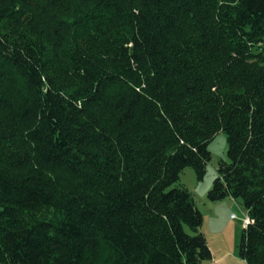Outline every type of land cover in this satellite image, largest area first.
<instances>
[{
  "label": "trees",
  "instance_id": "trees-1",
  "mask_svg": "<svg viewBox=\"0 0 264 264\" xmlns=\"http://www.w3.org/2000/svg\"><path fill=\"white\" fill-rule=\"evenodd\" d=\"M239 200L264 264V0H0V264H201L193 194Z\"/></svg>",
  "mask_w": 264,
  "mask_h": 264
},
{
  "label": "rangeland",
  "instance_id": "rangeland-1",
  "mask_svg": "<svg viewBox=\"0 0 264 264\" xmlns=\"http://www.w3.org/2000/svg\"><path fill=\"white\" fill-rule=\"evenodd\" d=\"M226 135L217 133L208 144L210 161L202 179L195 178V171L191 167L184 168L178 184L185 186L193 194L195 204L203 218L199 230L206 238L212 258L201 264H247L237 255L241 236V227L247 222L246 211L239 202L232 198L210 201L207 198L208 189L212 187L217 174V167L221 160L227 159Z\"/></svg>",
  "mask_w": 264,
  "mask_h": 264
}]
</instances>
